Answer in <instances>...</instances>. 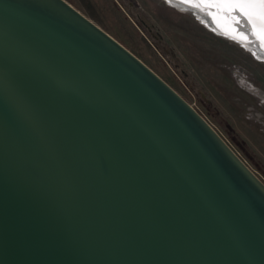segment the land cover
<instances>
[{"label":"water","instance_id":"water-1","mask_svg":"<svg viewBox=\"0 0 264 264\" xmlns=\"http://www.w3.org/2000/svg\"><path fill=\"white\" fill-rule=\"evenodd\" d=\"M163 1L264 62V4ZM0 264H264V182L66 0H0Z\"/></svg>","mask_w":264,"mask_h":264},{"label":"rangeland","instance_id":"rangeland-1","mask_svg":"<svg viewBox=\"0 0 264 264\" xmlns=\"http://www.w3.org/2000/svg\"><path fill=\"white\" fill-rule=\"evenodd\" d=\"M188 102L264 182V62L163 0H66Z\"/></svg>","mask_w":264,"mask_h":264},{"label":"snow or ice","instance_id":"snow-or-ice-1","mask_svg":"<svg viewBox=\"0 0 264 264\" xmlns=\"http://www.w3.org/2000/svg\"><path fill=\"white\" fill-rule=\"evenodd\" d=\"M229 2H234V3H260V4H264V0H229Z\"/></svg>","mask_w":264,"mask_h":264},{"label":"bare ground","instance_id":"bare-ground-1","mask_svg":"<svg viewBox=\"0 0 264 264\" xmlns=\"http://www.w3.org/2000/svg\"><path fill=\"white\" fill-rule=\"evenodd\" d=\"M173 1H176V0H173Z\"/></svg>","mask_w":264,"mask_h":264}]
</instances>
